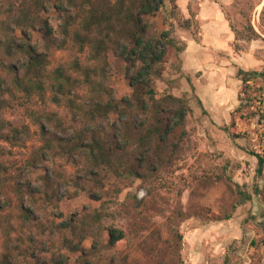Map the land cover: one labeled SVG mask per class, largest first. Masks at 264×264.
<instances>
[{
    "label": "rangeland",
    "instance_id": "1",
    "mask_svg": "<svg viewBox=\"0 0 264 264\" xmlns=\"http://www.w3.org/2000/svg\"><path fill=\"white\" fill-rule=\"evenodd\" d=\"M5 3L0 0V24L6 17ZM156 20L184 42L197 38L203 26L222 33L221 46L209 60L222 66L224 74L213 81L204 79V70L186 73L183 52H170L156 79L157 92H187L188 135L154 172L134 176L97 170L105 181L100 188L85 172V158L66 159L56 141L52 152L34 162L38 152H45L43 132L67 137L89 125L80 111L89 86H77L56 103L52 76L41 94L27 95L0 70L11 87L0 91V117L12 126L4 132L13 136V127L22 131L19 138H0V256L7 247L20 245L16 264L50 263L57 249L68 264H80L81 252L65 246L66 233L58 225L98 210L100 264H264V166L259 173L255 156H264V126L262 136L253 128L256 99H264V78L252 76L244 83L238 73L241 68L264 71V0H165ZM35 38L40 40V34ZM76 61L94 64L87 50L55 48L48 72L61 66L83 79L73 66ZM109 62L106 84L116 98L130 95L126 63L112 51ZM188 77L198 88L192 89ZM214 82L218 88L205 89ZM44 177L54 184L50 194ZM77 180L87 189L77 187ZM27 208L31 221L23 215ZM108 227L120 228L124 237L110 244ZM83 244L89 250L93 238Z\"/></svg>",
    "mask_w": 264,
    "mask_h": 264
},
{
    "label": "trees",
    "instance_id": "2",
    "mask_svg": "<svg viewBox=\"0 0 264 264\" xmlns=\"http://www.w3.org/2000/svg\"><path fill=\"white\" fill-rule=\"evenodd\" d=\"M164 7L165 0H6V17L0 24V70L11 76L12 85L27 95L41 94L52 76V99L56 103L77 86L87 85L90 91L85 106L80 107L89 125L67 137L43 132L45 152H38L34 162L43 153L52 152L56 141L66 159L75 162L76 156L84 157L85 172L103 188L105 181L97 170L140 176L143 171H157L164 165L165 156L172 157L180 149L188 135L186 120L191 108L187 92L158 96L156 79L162 76L170 52H183L187 44L159 27L156 18ZM68 45L77 46L81 52L87 50L94 63L73 64L83 79L61 66L48 72L52 50ZM110 51L126 63L130 95L116 98L105 82ZM238 73L244 83L252 76L264 78V71L239 69ZM188 80L192 82L190 77ZM10 90L0 75V91ZM69 103L77 108L75 99L70 98ZM113 115L117 119L111 120ZM8 126L12 127L0 117V138H19V128L11 129L13 136L5 134ZM255 156L261 173L264 156ZM44 184L50 194L54 184L46 177ZM75 184L87 189L78 180ZM23 215L27 221L33 220L30 208ZM101 226L102 212L98 210L72 216L58 225L66 233L65 246L81 252L80 264H100ZM106 230L110 244L124 237L120 228ZM87 237L93 238L89 250L83 244ZM29 240L36 242L31 236ZM20 251V245L7 247L0 264H16L14 256ZM53 253L50 263L40 260L39 264H68V258H59V249Z\"/></svg>",
    "mask_w": 264,
    "mask_h": 264
},
{
    "label": "crops",
    "instance_id": "3",
    "mask_svg": "<svg viewBox=\"0 0 264 264\" xmlns=\"http://www.w3.org/2000/svg\"><path fill=\"white\" fill-rule=\"evenodd\" d=\"M202 29L203 30L197 38L191 37L186 40L187 46L183 51V71L196 75L200 71L204 70V79H207V77H209L211 80L217 81L218 78L222 79L224 68L218 65L215 60L211 61L209 60V58L213 57L214 51H216L218 47L221 46L222 33L218 34V32L215 30L209 31L206 26H203ZM214 68L220 70H215ZM241 69L248 71L244 68ZM213 74H215V76H208ZM195 79H197V76L195 77ZM201 81L202 80H200L199 82ZM223 81L225 82V80ZM193 85L195 89L196 87L198 88V84L196 82H194ZM216 87L218 88L219 86H217V84L215 83L213 86L207 85L205 89H216Z\"/></svg>",
    "mask_w": 264,
    "mask_h": 264
},
{
    "label": "built area",
    "instance_id": "4",
    "mask_svg": "<svg viewBox=\"0 0 264 264\" xmlns=\"http://www.w3.org/2000/svg\"><path fill=\"white\" fill-rule=\"evenodd\" d=\"M256 105L257 108L256 111V119L253 122V128L258 129L260 132V135L262 136L263 126H264V99L262 96H258L256 99ZM245 131V129H243Z\"/></svg>",
    "mask_w": 264,
    "mask_h": 264
}]
</instances>
